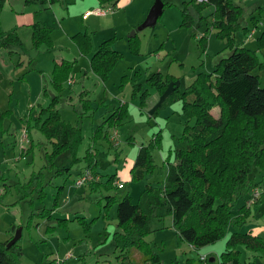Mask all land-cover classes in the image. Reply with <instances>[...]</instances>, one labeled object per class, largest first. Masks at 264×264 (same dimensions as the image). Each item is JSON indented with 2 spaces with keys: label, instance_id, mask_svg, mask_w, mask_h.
Here are the masks:
<instances>
[{
  "label": "rangeland",
  "instance_id": "rangeland-1",
  "mask_svg": "<svg viewBox=\"0 0 264 264\" xmlns=\"http://www.w3.org/2000/svg\"><path fill=\"white\" fill-rule=\"evenodd\" d=\"M162 1L164 10L156 24L137 30L136 49L129 41L130 33L143 22L156 0H120L105 14L91 12L109 5L100 0H56L54 3L7 0L0 10V29H17L30 51L29 57L33 58L28 65V55L19 49L24 64L18 67L19 54L11 56L7 49L0 50V109L4 112L0 121V241L10 240L21 229L18 244L23 252L19 264H119L120 251L113 240V233L120 229L118 201L127 192L137 200L145 184H159L164 179L165 159L168 155L174 156L185 125L195 121L194 116L184 113L179 95L200 72H211L220 58L227 57L231 43L243 40L246 47L255 50L259 59L264 60L258 46V37L264 31V0H234L242 8V17L241 28L233 40L218 36L216 29L206 31L205 20L192 26L181 25L180 8L184 0ZM212 9L213 6H208L204 13L209 14ZM37 21L52 27V46L44 43L38 48L32 47L31 27ZM78 32L89 35L94 49L111 38L113 47L121 53L106 79L92 70L91 53L80 50L73 37ZM204 32L206 45L199 40ZM62 59L72 61L74 66L69 78L72 81L69 83L67 79L59 91L53 85V68ZM158 73L161 89L149 80ZM44 86L47 94L43 92ZM81 91L86 92L94 105L84 115L75 109L81 108ZM56 94L61 117L73 124L79 122L82 127L79 154H84L93 144L91 149L96 150L98 159V172L93 171L95 176L105 182L115 174L116 183L122 182V187L107 190L101 186L93 190L89 182L76 186L82 173L79 169L85 163L80 162L69 174L54 178L46 196L43 199L35 196L33 205L30 197L23 196V184L33 171L42 167L53 147L48 133L36 125L35 116ZM123 104L127 114L120 124L108 128L112 139L94 142L93 130ZM212 113L217 116L219 107H214ZM158 132L161 133L159 145L153 148L154 171L134 180L131 167L135 156L140 146L153 141ZM254 178L261 183L262 199L256 205L251 204V220L243 230L262 233L264 170L256 168ZM61 184H64L62 188ZM60 188L55 219L33 216V210L55 207ZM108 194H115L116 199H108ZM256 200L257 197L253 201ZM151 227L146 238L152 250L160 255L161 264H219L226 247V236L200 248L180 240L171 214L154 217ZM240 248L249 259L256 254L244 246ZM130 255L136 262L142 260L137 248H132ZM202 255L206 256L205 261L201 260ZM255 258L264 263V251Z\"/></svg>",
  "mask_w": 264,
  "mask_h": 264
},
{
  "label": "trees",
  "instance_id": "trees-1",
  "mask_svg": "<svg viewBox=\"0 0 264 264\" xmlns=\"http://www.w3.org/2000/svg\"><path fill=\"white\" fill-rule=\"evenodd\" d=\"M6 1L0 0V10ZM36 1L54 3L56 0H26ZM119 1L100 0V3L109 2V5L115 6ZM208 6H213V9L205 14ZM180 15L181 25L192 26L205 20L206 31L216 29L218 36H228L233 40L236 31L241 28L242 8L234 0H184ZM210 16L212 19H209ZM51 30L52 27L44 22L32 23V47L38 48L44 43L52 46ZM247 30L245 28L244 32ZM73 37L83 53H91L92 70L106 79L111 67L121 57V53L113 47L112 39L103 40L94 49L86 32H78ZM199 40L206 45L207 34L204 32ZM129 41L134 49L138 47L137 35L129 37ZM243 42L231 43V53L220 58L211 72H200L189 88L179 95L184 113L188 117L194 116L195 121L185 125L180 144L173 151L174 156L168 155L165 159L164 179L159 184H145L137 200H133L127 192L118 201L117 224L120 229L113 233V240L120 251L119 264H161L160 255L152 250L146 237L152 231V219L169 214L179 239L194 248L226 236V247L221 252L219 264H264L255 258L256 254L264 251V232L243 230L252 216V205L248 204L251 190L261 186L260 181L254 178V170H264V60H260L256 51ZM258 46L264 53V31L258 37ZM2 48L7 49L11 56L19 54L18 67L24 64L19 49L28 57L31 55L17 29H0ZM32 60L29 57L28 65ZM73 66L74 63L68 59L54 63L53 85L57 90L61 91L64 82L71 78ZM149 80L162 88L159 73L153 74ZM43 92L47 94L45 86ZM79 97L81 108H75L79 114L84 115L94 109L86 92L81 91ZM145 97L143 93L142 98ZM58 98L59 95H53L50 103L42 106L35 116L36 125L48 133L53 147L42 167L33 171L23 184V196L30 197L31 205L35 196L42 199L46 196L47 187L54 178L69 174L76 163L85 162L79 169L81 171L89 168L98 172L96 150L91 149L93 144L84 154H79L82 127L79 122L73 124L61 117L56 107ZM214 107H219L217 116L212 113ZM126 114L125 104L116 107L93 130L92 140L109 139L108 128L120 124ZM3 116L4 112L0 109V121ZM160 135L158 132L153 141L140 146L131 167L134 180H140L154 171L153 148L159 145ZM60 186L62 188L64 184ZM89 186L93 190L101 186L107 190L119 188L115 174L105 182L101 178L92 180ZM61 188L55 198V207L38 208L33 210L32 215L55 219L54 211L59 204ZM261 196L262 193L252 204L260 203ZM106 197L116 199L115 194ZM240 200L243 202L239 203ZM8 241H0V264H19L22 247L18 240L10 246ZM241 246L255 252V256L252 259L244 257ZM132 248L141 251L140 262L134 261L130 255Z\"/></svg>",
  "mask_w": 264,
  "mask_h": 264
},
{
  "label": "water",
  "instance_id": "water-1",
  "mask_svg": "<svg viewBox=\"0 0 264 264\" xmlns=\"http://www.w3.org/2000/svg\"><path fill=\"white\" fill-rule=\"evenodd\" d=\"M163 10H164V2L162 0H156V2L151 6L143 22L137 27V29H134L130 33V36H134L137 30H142L147 26L155 25L158 18L162 15ZM20 236H21V229L19 228L16 230L15 235L7 242V245L10 246L11 244L15 243L20 238Z\"/></svg>",
  "mask_w": 264,
  "mask_h": 264
},
{
  "label": "built area",
  "instance_id": "built-area-1",
  "mask_svg": "<svg viewBox=\"0 0 264 264\" xmlns=\"http://www.w3.org/2000/svg\"><path fill=\"white\" fill-rule=\"evenodd\" d=\"M114 7L111 6V5H108L106 6V8H95L93 10H91V12H96V13H99V14H105L106 12H108L109 10H112ZM253 34V30L252 32L249 34L250 36ZM72 80L69 79V83L71 82ZM98 177L95 176V174L93 173V171L89 168H86L82 171L81 175H79L77 181L75 182V185L76 186H80V185H83L85 183H88L92 180H97ZM118 186L119 187H122L123 186V183L122 182H117ZM260 195V191H259V188L256 187L252 190V193H251V198L250 200L248 201V204H252L254 203V198L258 197ZM201 260L205 261L206 260V256L205 255H202L201 256Z\"/></svg>",
  "mask_w": 264,
  "mask_h": 264
},
{
  "label": "crops",
  "instance_id": "crops-1",
  "mask_svg": "<svg viewBox=\"0 0 264 264\" xmlns=\"http://www.w3.org/2000/svg\"><path fill=\"white\" fill-rule=\"evenodd\" d=\"M90 16H91V15H90ZM90 16H89V17H90ZM0 50H1V49H0ZM111 139H112V136H111Z\"/></svg>",
  "mask_w": 264,
  "mask_h": 264
}]
</instances>
